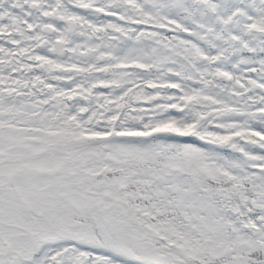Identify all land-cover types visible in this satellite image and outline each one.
Instances as JSON below:
<instances>
[{
  "label": "snow or ice",
  "instance_id": "6c2138e0",
  "mask_svg": "<svg viewBox=\"0 0 264 264\" xmlns=\"http://www.w3.org/2000/svg\"><path fill=\"white\" fill-rule=\"evenodd\" d=\"M0 264H264V0H0Z\"/></svg>",
  "mask_w": 264,
  "mask_h": 264
}]
</instances>
